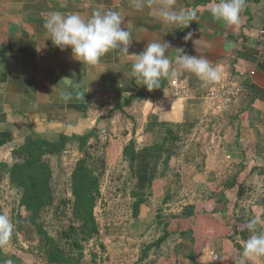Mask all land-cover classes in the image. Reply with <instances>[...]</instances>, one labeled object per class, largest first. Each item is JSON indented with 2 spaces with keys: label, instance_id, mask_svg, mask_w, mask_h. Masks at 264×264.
Listing matches in <instances>:
<instances>
[{
  "label": "crops",
  "instance_id": "0c3cea01",
  "mask_svg": "<svg viewBox=\"0 0 264 264\" xmlns=\"http://www.w3.org/2000/svg\"><path fill=\"white\" fill-rule=\"evenodd\" d=\"M214 2L218 0H176L178 9L199 7L197 22L176 28L159 17L160 0L143 12L135 9L132 0H0V183L2 165L11 163L15 150L31 136L56 140L61 135L96 132L99 138L102 131L123 129V142L117 141L122 144L121 154L134 140L136 164L149 161L141 166L142 178L138 175V186L145 191L143 176L154 155L143 151L163 139L165 131L159 123L164 122H170L180 137H213L203 159L206 189H233L229 183L247 171L246 165L264 163V54L258 46L264 37V0H246L238 26L216 21L211 14ZM98 8L118 11L130 28L129 55L142 52L151 41H164L171 45L170 57L178 55L175 49H183L185 54L219 65L221 82L204 85L177 65L174 78L162 80L161 88L149 91L132 77L134 57L113 50L99 64L88 65L77 60L71 48L53 45L44 28L48 13H77L88 19ZM190 32L191 39H185ZM229 45L231 51L226 50ZM73 81L81 98L62 103L59 94ZM220 89L234 93L227 108L209 98ZM119 121L125 124L121 128ZM218 172L221 177L215 175ZM217 199L213 206L222 212L226 201ZM199 203L184 205L183 212H192L188 218L203 215L195 212ZM204 203L208 206L209 201ZM192 237L182 239L185 257L195 248Z\"/></svg>",
  "mask_w": 264,
  "mask_h": 264
},
{
  "label": "rangeland",
  "instance_id": "374dc122",
  "mask_svg": "<svg viewBox=\"0 0 264 264\" xmlns=\"http://www.w3.org/2000/svg\"><path fill=\"white\" fill-rule=\"evenodd\" d=\"M118 124L120 128L125 125L123 121ZM122 130L102 131L99 138L90 140L87 147L92 156L90 169L100 178L101 196L95 207L99 233L89 238L81 235L83 249L79 253H69L62 242V234L73 224L80 225L73 218L72 174L83 154L79 143L74 141L68 143L61 153L47 155L54 172L55 200L42 212L40 223L58 242L57 249L75 261L83 256L80 264H233L234 258L242 253L245 241L242 234L235 233V228L240 225L242 231L248 232L247 221L256 218L258 229L264 231L263 162L246 165L247 171L232 181L233 189L215 192L206 189V165L203 163L209 154L206 147L211 145L213 137L183 136L174 143V147L165 148L152 182H149L152 166L148 167L150 169L143 176L147 188L143 191L138 186V175L142 178L141 166H147L149 161L140 162L132 169L128 158L121 154L122 144L117 142H123ZM168 156L171 157L169 161ZM106 159L110 163L107 164ZM24 160V154H14L12 162L1 168L4 179L0 183V213L10 217L15 229L10 244L0 248V264H49L51 245L44 241L34 226L21 221V215L27 216L20 205L22 191L12 184L9 174L15 163ZM215 175L221 177L219 172ZM139 193L145 196H138ZM140 197L144 204L137 215L135 203ZM216 198L217 202L222 198L226 201L225 205L222 203V212L215 211L212 201L216 202ZM205 200L209 201L208 206H205ZM196 202H200L195 209L196 214L203 215L188 218L192 212H183L184 205ZM169 233L170 237L158 245V241ZM184 236H193L196 241L195 248L187 257L181 248ZM231 236L241 245L240 252L234 249ZM248 264H264V258L254 259Z\"/></svg>",
  "mask_w": 264,
  "mask_h": 264
},
{
  "label": "clouds",
  "instance_id": "9594fccd",
  "mask_svg": "<svg viewBox=\"0 0 264 264\" xmlns=\"http://www.w3.org/2000/svg\"><path fill=\"white\" fill-rule=\"evenodd\" d=\"M155 3L156 0H132L139 12H143L145 8H153ZM245 8L246 0H218L213 3L211 14L225 26H238ZM157 11L166 24L187 28L192 22H197L199 7L178 9L176 0H160ZM122 24L124 20L118 11L98 8L88 19L77 13L51 11L44 28L54 46L61 50L71 48L74 57L83 64L97 65L113 50L134 57L131 64L132 77L149 91L161 88L162 80L174 78L177 75V65L184 72L195 75L204 85L221 82L223 71L219 65H214L204 57L185 54L183 49H175L178 55L170 57L167 53L172 49L171 45L164 41H151L142 52L129 55L132 32L127 24L123 27ZM191 37L190 32L185 39ZM231 48L232 45H229L226 50L231 51ZM76 85L73 81L72 85L59 94L62 103L68 104L81 98L82 93L75 91ZM14 229L15 225L10 217L0 213V248L10 244ZM246 229L250 235L243 241L242 253L234 258L233 264H248L254 259L264 258V231L258 229L257 219L247 221Z\"/></svg>",
  "mask_w": 264,
  "mask_h": 264
},
{
  "label": "trees",
  "instance_id": "16d2710c",
  "mask_svg": "<svg viewBox=\"0 0 264 264\" xmlns=\"http://www.w3.org/2000/svg\"><path fill=\"white\" fill-rule=\"evenodd\" d=\"M241 57L246 55L241 53ZM165 133L160 142L153 146L144 149L143 153H151L154 155V163L150 170L149 182L154 179V174L158 170V164L162 160V154L166 147H174V143L180 140L179 134L173 129V125L169 123H159ZM96 132H92L85 136L67 137L61 135L56 140H49L42 137L31 136L26 143L15 150L14 154H24L25 160L13 165L10 169L11 182L15 187L22 191L20 205L26 211L27 216L21 215V221L28 222L37 229L38 234L43 237L46 243L51 245L48 263L49 264H80L84 257L82 256L77 261L70 258L69 255L57 249L58 242L51 237L40 223L42 212L49 206L54 204L55 195L53 190L54 172L46 159L49 154H59L70 142H78L80 151L83 154L72 174V190L75 197L73 207V218L80 222V225L73 224L62 234V242L66 245L69 253L80 252L83 247L80 243V236L85 235L88 238L99 233V229L95 218V207L101 196L100 178L90 169V160L92 156L87 150L90 139L98 138ZM124 155L128 158L132 169L134 170L138 153L136 150L135 141L124 149ZM171 157H167L168 161ZM233 182H230V187H234ZM138 196H145L144 193H139ZM144 204L142 197L135 203L136 214L140 212L141 205ZM240 223H243L240 221ZM245 223V222H244ZM235 233L242 234L244 240L248 239L249 233L241 230L239 225L235 228ZM170 234L158 241V245L166 241ZM230 240L235 243V250H242L240 244L236 243L235 237L231 236ZM83 254V253H82Z\"/></svg>",
  "mask_w": 264,
  "mask_h": 264
},
{
  "label": "built area",
  "instance_id": "2783aa9c",
  "mask_svg": "<svg viewBox=\"0 0 264 264\" xmlns=\"http://www.w3.org/2000/svg\"><path fill=\"white\" fill-rule=\"evenodd\" d=\"M259 50L261 51V55L264 53V37L259 40ZM252 75H255V73H252ZM209 98L218 104V106L227 108L230 106V104L233 101L234 93L231 91V89H220L216 90L212 93H210Z\"/></svg>",
  "mask_w": 264,
  "mask_h": 264
}]
</instances>
